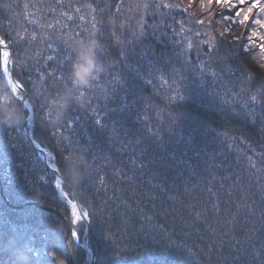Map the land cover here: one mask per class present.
Segmentation results:
<instances>
[{"label":"trees","instance_id":"trees-1","mask_svg":"<svg viewBox=\"0 0 264 264\" xmlns=\"http://www.w3.org/2000/svg\"><path fill=\"white\" fill-rule=\"evenodd\" d=\"M236 10L207 0H0L14 76L29 103H45L23 108L30 133L62 175L60 150L73 147L65 197L25 122L0 128V264H17L24 247L28 264H90L87 223H72L75 199L91 214L95 264H264V25L224 19ZM88 40L105 67L99 84L79 89L64 119L49 123L50 100L71 90ZM253 67L256 80L245 73ZM13 102L23 103L16 92Z\"/></svg>","mask_w":264,"mask_h":264},{"label":"clouds","instance_id":"clouds-1","mask_svg":"<svg viewBox=\"0 0 264 264\" xmlns=\"http://www.w3.org/2000/svg\"><path fill=\"white\" fill-rule=\"evenodd\" d=\"M99 44L95 40L80 42L77 48V56L72 64L70 72V91L66 90L57 100L53 98L50 104L54 106V111L50 110L44 116V120L49 123H60L68 108L73 102H78L80 97L79 89L90 87L94 82L99 84V78L105 71L104 65L99 61L97 50ZM105 87L104 85H100ZM0 128L15 127L25 122V113L21 106L14 104L11 84L7 80L0 81ZM17 264H28L29 256L26 247L16 250Z\"/></svg>","mask_w":264,"mask_h":264},{"label":"snow or ice","instance_id":"snow-or-ice-1","mask_svg":"<svg viewBox=\"0 0 264 264\" xmlns=\"http://www.w3.org/2000/svg\"><path fill=\"white\" fill-rule=\"evenodd\" d=\"M219 3V4H223L226 8H236L237 10L234 13V16H227L224 17V19L230 23H235L236 25H244L245 22L249 23V26L251 27L252 24L255 25H264V20L261 21H257V19L255 20H250L249 19V14L252 12L253 8H258L261 12H264V4H261V0H255V3L251 4V6H249L247 8V10L245 11L244 9L240 8L239 5H243L246 3V0H236V2L234 3L233 0H207V6L209 8H211V6L213 5V3ZM147 5H145L146 7ZM185 12H187V9H185ZM242 17V18H241ZM197 24L199 25H203L205 23L204 20H198L196 21ZM227 32H231L232 29L228 28L226 30ZM260 34L258 32H256L255 30L252 31V36L254 37H258ZM220 39L221 41H223L225 39V32H221L219 33ZM31 39H35V36L33 35L31 37ZM235 40L239 41L240 37L239 36H235ZM0 46H3L2 49H0V67H2L3 73L6 77V80L8 81L9 84H11L12 86V90L14 92H16L19 96V100L22 103L21 107L23 108H27L29 110H32L34 107H40V108H44L45 107V103H39L38 105H33L31 103H28L25 100V97L23 95H19V89L24 88V84L16 81H13V76L12 73L9 71V67H10V57L12 56V53L8 50V42L3 38L0 37ZM192 45L189 44L188 47H191ZM260 47L262 49H264V44H261ZM49 60L52 59V57L48 58ZM65 60H68L69 62L71 61V56H66ZM71 64H69L68 70L70 68ZM262 72V71H261ZM245 73L252 79V80H256L257 79V71L256 68L253 67L252 71H249L248 69H245ZM61 80L66 79L65 75H62L60 77ZM258 91L260 92V94L264 95V80H261L259 82V87H258ZM252 100H256L257 96L253 95L251 97ZM40 100H44V97H40ZM48 114L50 116V109L48 111ZM25 117L27 118L26 114ZM97 125H100L101 127H106L105 125L101 124L100 120L96 121ZM72 125V121H68L67 123V127H71ZM73 149L72 147V142L69 141L68 142V146L63 148L62 150H60V159H59V163L63 165V176H61V168L58 166L57 162H52L51 167L55 170L54 172L56 173V177L54 180V183L56 185V187L61 189V193L65 196L68 197L69 196V192L63 191V188L65 186L68 187L67 181L64 178V172L66 171V165H65V157L66 155ZM79 150V149H77ZM84 150H86V152H88V148L84 147ZM49 156L52 155L51 152L48 153ZM92 159L95 160L96 157L93 154ZM90 175V174H89ZM68 203L71 205V215L73 217V221L72 223H78L81 221V219H85V218H89L90 217V213L87 210H80L77 207V203L74 200H69ZM74 229H72V235L73 237L77 236V231H75L74 233ZM61 264H64V262L62 261Z\"/></svg>","mask_w":264,"mask_h":264},{"label":"water","instance_id":"water-1","mask_svg":"<svg viewBox=\"0 0 264 264\" xmlns=\"http://www.w3.org/2000/svg\"><path fill=\"white\" fill-rule=\"evenodd\" d=\"M0 47L2 48L3 46H0ZM8 50L12 53V56L10 57V67H9V70L12 73L13 81L16 82L18 80L16 79V77L14 76V73H13V52L9 48V46H8ZM21 90L23 91V96L25 97V100L29 103V101H28V95H27L26 90L24 88H22ZM25 114L27 116V118L25 119V124H24L25 132H26L28 138L35 144V146L37 147V149L41 152L42 157H43V160L48 164L49 168L54 172L55 170L51 167V164L49 162V156H48L47 150L45 148H43L42 146H40L39 144H37L36 141L34 140V138L32 137L31 133H30L29 116L27 115L26 110H25ZM61 176H63V175L61 174ZM0 192H1L2 196L4 197V199L8 201L7 196H6L5 192H4L3 182L1 180H0ZM75 202L77 203L78 209L84 210L82 208V206H81V204H80V202H79L78 199H75ZM32 204L38 205V203H36V202H32ZM25 205L26 204L23 203V204L20 205V207H23ZM47 208L56 211L52 207H47ZM65 220H66L67 225H68V235H69L71 233V227H70V224H69V221L67 220V218H65ZM83 220H85L86 223H87V235H88L89 240L91 242V258H90V264H95V261H96V250H95V247H94V241H93L92 234H91V224H90V220H89V218H85Z\"/></svg>","mask_w":264,"mask_h":264},{"label":"rangeland","instance_id":"rangeland-1","mask_svg":"<svg viewBox=\"0 0 264 264\" xmlns=\"http://www.w3.org/2000/svg\"><path fill=\"white\" fill-rule=\"evenodd\" d=\"M71 227V226H70ZM71 230H72V227H71ZM75 233V232H74ZM78 238V237H77ZM77 240V239H76Z\"/></svg>","mask_w":264,"mask_h":264}]
</instances>
